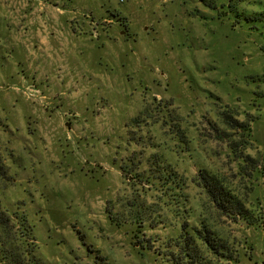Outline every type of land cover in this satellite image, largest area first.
Segmentation results:
<instances>
[{
	"label": "rangeland",
	"instance_id": "obj_1",
	"mask_svg": "<svg viewBox=\"0 0 264 264\" xmlns=\"http://www.w3.org/2000/svg\"><path fill=\"white\" fill-rule=\"evenodd\" d=\"M0 165L42 264H176L202 222L239 254L207 264H264V0H0Z\"/></svg>",
	"mask_w": 264,
	"mask_h": 264
},
{
	"label": "trees",
	"instance_id": "obj_2",
	"mask_svg": "<svg viewBox=\"0 0 264 264\" xmlns=\"http://www.w3.org/2000/svg\"><path fill=\"white\" fill-rule=\"evenodd\" d=\"M252 120V119H250ZM249 122L239 120L231 113L225 112L223 121L232 128L251 131ZM235 149V148H234ZM243 158L251 170L256 171V159L252 156ZM0 165V169H1ZM169 175H176V172ZM6 176V169L0 170V177ZM174 181L175 177L172 179ZM198 183L205 189L218 211L230 217L233 221H244L249 225H260V216L253 214L246 202L229 186L223 178L209 170H201L197 176ZM188 224L180 235L179 249L175 259L176 264L188 261V264H207L210 254L221 259L238 262V251L230 245L205 222L200 227H193L189 232ZM36 238L33 234V224L25 213L9 214L3 207L0 198V264H42L36 249ZM186 244L189 247L186 248Z\"/></svg>",
	"mask_w": 264,
	"mask_h": 264
}]
</instances>
